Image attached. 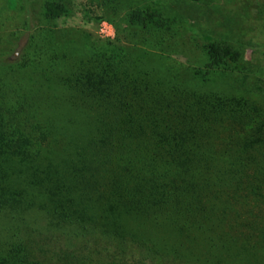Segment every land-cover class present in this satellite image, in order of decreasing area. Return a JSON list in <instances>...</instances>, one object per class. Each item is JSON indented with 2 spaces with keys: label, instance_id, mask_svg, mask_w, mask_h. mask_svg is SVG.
<instances>
[{
  "label": "trees",
  "instance_id": "16d2710c",
  "mask_svg": "<svg viewBox=\"0 0 264 264\" xmlns=\"http://www.w3.org/2000/svg\"><path fill=\"white\" fill-rule=\"evenodd\" d=\"M66 2L46 0V19L60 23ZM128 20L160 45L175 27ZM49 37L65 63L63 112L47 111L60 126L0 62V264H264V98L248 92L243 52L210 38L205 66L173 69L113 43L59 53ZM217 69L245 74L236 93L209 87Z\"/></svg>",
  "mask_w": 264,
  "mask_h": 264
},
{
  "label": "rangeland",
  "instance_id": "374dc122",
  "mask_svg": "<svg viewBox=\"0 0 264 264\" xmlns=\"http://www.w3.org/2000/svg\"><path fill=\"white\" fill-rule=\"evenodd\" d=\"M45 1L0 0V62L16 67L18 74L27 76L24 80L30 91L42 97L35 98L34 104L43 108L40 112L44 116H41L48 126L63 123L61 117L53 119L47 111L61 109L57 97L64 96V90L57 74L63 80L65 65L56 62L53 66L51 63L46 48L49 35L59 41V44L52 43L59 53L70 45L72 51L79 49L81 52L84 49L92 51L93 46L102 49L101 44L113 43L125 49L136 47L141 54L148 53L151 63L160 58L173 69L187 65L205 66L208 58L202 44L206 39L230 42L243 52L245 65L251 67V72L247 73L248 92L264 98V0H67L69 12L60 23L46 19L43 13ZM134 11H149L156 15L159 24L175 26L166 34L164 45L149 35L147 39L145 27L129 23L128 16ZM177 27L181 31L174 37ZM187 27L195 28L198 33H190ZM244 76L243 72L232 75L217 69L209 87L236 93L231 80ZM261 84L263 90L258 87ZM85 234L77 241L96 239L94 234ZM41 239L46 240L48 253L40 254L52 260L51 240L45 234H37L36 240Z\"/></svg>",
  "mask_w": 264,
  "mask_h": 264
}]
</instances>
